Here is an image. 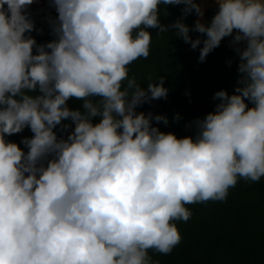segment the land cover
Returning <instances> with one entry per match:
<instances>
[{
	"label": "clouds",
	"instance_id": "1",
	"mask_svg": "<svg viewBox=\"0 0 264 264\" xmlns=\"http://www.w3.org/2000/svg\"><path fill=\"white\" fill-rule=\"evenodd\" d=\"M40 3L56 14L44 42ZM169 6L180 15L161 23ZM149 30L174 33L200 63L226 39L235 54L237 86L214 93L191 135L140 110L169 94L163 76L129 77L150 56ZM262 178L264 0H0V264H160L149 253L181 243L188 205Z\"/></svg>",
	"mask_w": 264,
	"mask_h": 264
},
{
	"label": "trees",
	"instance_id": "2",
	"mask_svg": "<svg viewBox=\"0 0 264 264\" xmlns=\"http://www.w3.org/2000/svg\"><path fill=\"white\" fill-rule=\"evenodd\" d=\"M30 11L37 26L45 27V34L35 38L38 42L49 40L43 21L48 15L54 17V10L41 6ZM167 11L170 15L165 17L162 9L161 23H170L180 15L178 7L169 6ZM214 12V6L208 8L205 19L210 20ZM194 19L188 17L187 23L191 25ZM149 31L153 37L150 56L131 64L129 77L135 76L146 87V83L163 76L169 94L167 100L155 101L140 110L166 116L169 124L158 125L161 131L172 132L178 138L191 135L186 125L213 111L214 93L226 90L231 94L237 86L235 54L226 39L200 63L199 50H191L174 33L156 36V30ZM80 106V101H69L72 109ZM176 115L179 121L174 120ZM23 135L31 133L25 130ZM187 207L192 218L186 223L175 222L181 243L168 255L150 252L153 260L160 264H264V178L256 183L241 180L230 189L225 202Z\"/></svg>",
	"mask_w": 264,
	"mask_h": 264
},
{
	"label": "rangeland",
	"instance_id": "3",
	"mask_svg": "<svg viewBox=\"0 0 264 264\" xmlns=\"http://www.w3.org/2000/svg\"><path fill=\"white\" fill-rule=\"evenodd\" d=\"M41 6H47V5L45 3L34 4L31 8H39ZM206 7L208 9L210 7H213V5L209 4V5H206ZM22 136H24V135L22 134ZM22 136L21 135H18V137H17L18 143H19L20 139L22 138Z\"/></svg>",
	"mask_w": 264,
	"mask_h": 264
}]
</instances>
